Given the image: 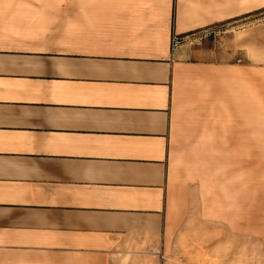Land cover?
I'll return each mask as SVG.
<instances>
[{"label":"crops","instance_id":"crops-1","mask_svg":"<svg viewBox=\"0 0 264 264\" xmlns=\"http://www.w3.org/2000/svg\"><path fill=\"white\" fill-rule=\"evenodd\" d=\"M55 1L0 0V264H154L171 155L264 115V24L217 29L264 0Z\"/></svg>","mask_w":264,"mask_h":264},{"label":"rangeland","instance_id":"rangeland-1","mask_svg":"<svg viewBox=\"0 0 264 264\" xmlns=\"http://www.w3.org/2000/svg\"><path fill=\"white\" fill-rule=\"evenodd\" d=\"M55 2L65 7V0ZM258 22L264 24V11L236 17L217 29L233 35L244 28L256 37ZM250 52L252 57L253 48ZM253 108L258 105L251 96ZM257 110L255 129L251 112L248 143L245 135H237L241 128H235L232 143H197V151L188 145L191 152L171 155V180L183 188L180 200L186 208L154 264H264V136L257 130L264 115ZM235 115L240 120V111Z\"/></svg>","mask_w":264,"mask_h":264},{"label":"built area","instance_id":"built-area-1","mask_svg":"<svg viewBox=\"0 0 264 264\" xmlns=\"http://www.w3.org/2000/svg\"><path fill=\"white\" fill-rule=\"evenodd\" d=\"M216 32H217V29L210 28V29L201 31L200 33H194V34L187 35L184 37H178L175 34H171V37H170L171 50L177 47L178 45L182 44L183 42H201L204 38L215 35Z\"/></svg>","mask_w":264,"mask_h":264}]
</instances>
